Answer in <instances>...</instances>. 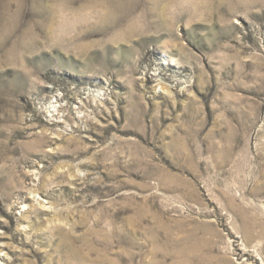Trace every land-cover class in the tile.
I'll return each mask as SVG.
<instances>
[{
  "label": "rangeland",
  "instance_id": "1",
  "mask_svg": "<svg viewBox=\"0 0 264 264\" xmlns=\"http://www.w3.org/2000/svg\"><path fill=\"white\" fill-rule=\"evenodd\" d=\"M0 264H264V0H0Z\"/></svg>",
  "mask_w": 264,
  "mask_h": 264
}]
</instances>
